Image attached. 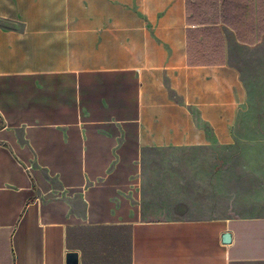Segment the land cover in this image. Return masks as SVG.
I'll list each match as a JSON object with an SVG mask.
<instances>
[{
  "label": "crops",
  "instance_id": "obj_1",
  "mask_svg": "<svg viewBox=\"0 0 264 264\" xmlns=\"http://www.w3.org/2000/svg\"><path fill=\"white\" fill-rule=\"evenodd\" d=\"M263 46L264 0H0V264H264V215L181 210Z\"/></svg>",
  "mask_w": 264,
  "mask_h": 264
},
{
  "label": "rangeland",
  "instance_id": "obj_2",
  "mask_svg": "<svg viewBox=\"0 0 264 264\" xmlns=\"http://www.w3.org/2000/svg\"><path fill=\"white\" fill-rule=\"evenodd\" d=\"M234 61L247 86L236 136L214 158L193 162L192 167L205 172L202 199L197 206L181 209L184 216L264 215V46L238 49Z\"/></svg>",
  "mask_w": 264,
  "mask_h": 264
},
{
  "label": "water",
  "instance_id": "obj_3",
  "mask_svg": "<svg viewBox=\"0 0 264 264\" xmlns=\"http://www.w3.org/2000/svg\"><path fill=\"white\" fill-rule=\"evenodd\" d=\"M224 240L226 243L230 242L231 240L230 234L226 233L224 235ZM68 257H69V264H78V254L77 253H74V252L69 253Z\"/></svg>",
  "mask_w": 264,
  "mask_h": 264
}]
</instances>
